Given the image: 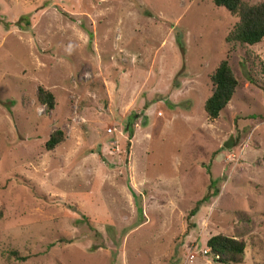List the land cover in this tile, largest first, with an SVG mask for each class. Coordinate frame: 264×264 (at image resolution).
I'll list each match as a JSON object with an SVG mask.
<instances>
[{
  "label": "rangeland",
  "instance_id": "374dc122",
  "mask_svg": "<svg viewBox=\"0 0 264 264\" xmlns=\"http://www.w3.org/2000/svg\"><path fill=\"white\" fill-rule=\"evenodd\" d=\"M237 20L212 0H0V264H221L215 234L264 264V38L203 109Z\"/></svg>",
  "mask_w": 264,
  "mask_h": 264
},
{
  "label": "trees",
  "instance_id": "16d2710c",
  "mask_svg": "<svg viewBox=\"0 0 264 264\" xmlns=\"http://www.w3.org/2000/svg\"><path fill=\"white\" fill-rule=\"evenodd\" d=\"M212 2L215 7L224 8L232 16H236L238 20L224 37L227 47L226 57L221 59L208 75L211 89L209 96L203 103V109L209 120L219 117L220 112L229 103L238 87V81L229 64L230 54L237 47L253 45L264 38V0L253 4L244 0H212ZM262 66H264L263 63ZM36 97L40 103L46 105L48 111L54 108L55 100L50 91L38 86ZM132 118H128L125 124L128 136L132 134ZM64 140L63 131L60 129L54 130L45 141L44 147L47 151H53ZM203 199L206 200V198ZM200 202H197L195 207L190 210L191 215L196 211ZM58 241H61V239ZM206 248L209 250L207 254L214 261H219L221 264H241L244 260L246 243L241 239L215 234L207 239ZM8 256L21 261L28 258L27 255H21L17 250H10Z\"/></svg>",
  "mask_w": 264,
  "mask_h": 264
},
{
  "label": "built area",
  "instance_id": "2783aa9c",
  "mask_svg": "<svg viewBox=\"0 0 264 264\" xmlns=\"http://www.w3.org/2000/svg\"><path fill=\"white\" fill-rule=\"evenodd\" d=\"M204 254H207L209 252V250L207 248H205L203 251H202Z\"/></svg>",
  "mask_w": 264,
  "mask_h": 264
}]
</instances>
